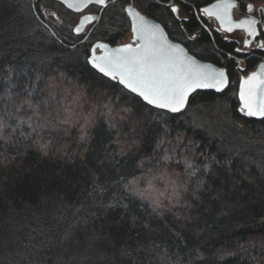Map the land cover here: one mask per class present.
Segmentation results:
<instances>
[{
	"label": "trees",
	"instance_id": "trees-1",
	"mask_svg": "<svg viewBox=\"0 0 264 264\" xmlns=\"http://www.w3.org/2000/svg\"><path fill=\"white\" fill-rule=\"evenodd\" d=\"M126 1L103 10L111 43ZM133 1L227 87L159 108L89 63L60 2L34 0L63 19L53 33L31 0H0V264H264V117L240 109L243 54L188 5L177 19Z\"/></svg>",
	"mask_w": 264,
	"mask_h": 264
},
{
	"label": "snow or ice",
	"instance_id": "snow-or-ice-1",
	"mask_svg": "<svg viewBox=\"0 0 264 264\" xmlns=\"http://www.w3.org/2000/svg\"><path fill=\"white\" fill-rule=\"evenodd\" d=\"M92 2L101 6L106 4V0H85L77 11ZM68 7L74 5L69 4ZM232 7L231 3L214 4L211 8H204L203 12L210 18L217 16L223 24ZM219 9L224 10L222 14L217 11ZM252 10L253 6L248 5V11ZM127 11L133 18L134 40L139 43L135 47L133 43H126L115 49H109L105 44L99 45L105 50L104 55H93L91 63L100 72L113 79L118 77L120 83L138 93L149 104L172 112L180 111L189 94L196 89L215 88L222 91L227 87L228 75L223 69H210L198 64L186 56L178 45L169 44L157 25L149 24L131 8ZM172 11L177 9L173 8ZM92 19L94 17L83 16L75 31L81 32L83 25ZM228 23L232 21L229 19ZM256 23L255 19H245L235 23V27L247 26L249 35L255 36ZM232 30L231 26L227 28L229 32ZM244 42L250 43L248 40ZM240 99L243 102L241 111H246L249 116L264 117V73L253 72L241 82ZM41 149L46 150L47 145H41Z\"/></svg>",
	"mask_w": 264,
	"mask_h": 264
},
{
	"label": "flooded vegetation",
	"instance_id": "flooded-vegetation-1",
	"mask_svg": "<svg viewBox=\"0 0 264 264\" xmlns=\"http://www.w3.org/2000/svg\"><path fill=\"white\" fill-rule=\"evenodd\" d=\"M54 1H57V0H54ZM113 0H109V2H111ZM158 3L162 4V5H165L168 7V9L170 10V12L172 13V15L177 18V19H184L188 16V12L187 10H185V5H188L190 8L193 9L194 13L196 15H202L203 18L209 22L211 24V26L217 30H219L220 32H222V34L226 31L224 30H221L217 24V21L214 17H209L207 14H205L203 12V10L201 9V7L205 4H208L214 0H205L201 3L198 4V6H195L193 3L189 2L188 0H156ZM236 1V4L235 6L233 7V17L234 18H237L239 16H242V15H249V14H253L255 16H258V22H257V27H258V32L257 34L251 39L250 38V35H245V33L243 32V30H240V29H234L232 30L231 32H234V31H241L243 33V37H242V44L244 46H247L249 47L248 50L244 51V50H238L237 46H236V49L235 51L243 54L242 56H239V57H236V61H237V67L239 68L240 72H239V78H238V85H237V98H238V101H239V105H240V109L242 108V105H243V102L240 100L239 98V95H238V90H239V83H240V78L242 76H245L250 70L254 69L257 64L259 62H263V70L261 73H264V0H235ZM59 2V1H57ZM107 3V4H108ZM62 4V3H61ZM106 4V5H107ZM128 4H132L134 6L135 3L133 0H128L124 3V10H125V7L128 5ZM63 5V4H62ZM103 6L101 7V5H97L96 3L92 2V3H89L88 6L86 8H84L82 11H73L71 9H68L70 11L73 12V17H72V22H73V19H75L76 17V20L74 22V24L71 26L72 27V31L75 35H78L79 37V40L77 42H85L89 37H92L93 39L89 42L88 44V56L90 54V51H91V47L93 45V43L95 41H105V42H108L109 44L113 45V44H117V43H120V42H123L121 41L120 39L115 42V43H111L109 42L106 38H104L102 35H101V32H100V29L99 27L102 25L101 23V20H102V13H103V10L104 8L106 7ZM248 5H252L253 6V10L251 12L248 11ZM64 6V5H63ZM173 6L177 9L176 13L174 11H172L173 9ZM45 7H48V5H45ZM65 7V6H64ZM137 7V6H136ZM35 8V7H34ZM66 8V7H65ZM138 8V7H137ZM139 9V8H138ZM140 10V9H139ZM181 10L183 12V16L179 17L178 16V11ZM141 11V10H140ZM142 12V11H141ZM35 13L37 14L38 18L40 19V21L46 26L48 27V29L54 33V29L53 27L49 26L47 23H45V21L41 18V16L39 15V13L35 10ZM125 13H126V10H125ZM144 13V12H143ZM90 15L91 17H94V19L86 22L84 25H83V30L81 32H76L75 29L77 28V26L79 25V22H80V18L81 16L83 15ZM127 15V13H126ZM147 15V14H146ZM128 16V15H127ZM129 19V18H128ZM157 20V19H156ZM56 21H57V25L59 23H62V18L61 17H57L56 18ZM159 21V20H158ZM160 23H162L161 21H159ZM213 22L218 26V28L214 27L213 25ZM163 25V24H162ZM200 25L201 26H205V24L203 22H200ZM130 27V26H129ZM53 29V31L51 30ZM130 29V28H129ZM126 32H130V30L126 31ZM230 32V33H231ZM224 35V34H223ZM225 37V36H224ZM228 38V37H226ZM84 39V40H83ZM229 40H233L236 42V45H237V40L234 39V38H228ZM250 39V43L248 44H245V40H248ZM132 40V34L130 32V39L128 41H131ZM127 42V41H126ZM251 44H254L252 46H250ZM96 51H98V48L95 49ZM258 51V52H257ZM249 56H254L256 57V61L254 63V65L252 67H249L247 68L246 66V59L249 57ZM239 61H242L244 66L243 68H240L238 66V62ZM244 114L247 115L246 111H242ZM255 118H263V117H257V116H253Z\"/></svg>",
	"mask_w": 264,
	"mask_h": 264
},
{
	"label": "water",
	"instance_id": "water-1",
	"mask_svg": "<svg viewBox=\"0 0 264 264\" xmlns=\"http://www.w3.org/2000/svg\"><path fill=\"white\" fill-rule=\"evenodd\" d=\"M31 1H32L33 8H34V0H31ZM57 1H59L60 3H62L66 8L71 9V10H73V11H77V7H78L81 3L85 2V0H57ZM108 1H109V0H106V4L108 3ZM225 3H231V4L233 5V7H234L235 4H236V1H235V0H214V1L210 2V3H208V4L203 5V6L201 7V9L203 10L204 8H211L212 5H214V4H225ZM69 4L74 5V7H68ZM88 4H89V3H88ZM106 4H105V5H106ZM105 5H103V6H105ZM103 6H101V7H103ZM233 7H232L231 9L228 10V16L225 17V23H223V24L221 23L220 19L217 18V16H213V17L216 19L219 28H220L221 30H224V31H226V32H229V31H227V28L231 26L233 30H234V29H240V30H243V32L245 33V35H249V33H248V31H247V26H245L244 28H237V27H235V23H238L239 21H241V20H245V19H255V20L258 22V16H255V15H253V14H249V15H242V16H239V17H237V18H234V17H233V12H232ZM129 8H131V9H133L135 12L139 13L140 16L144 17L145 20H147V21L149 22V24L157 25V26L160 28V30L163 32V35H164L165 39L167 40V42H168L169 44H172V45H178L181 49H183L184 54H185L186 56L190 57L192 60L196 61L198 64L206 66L207 68H210V69H223V70L226 72V74L228 75V73H227V69L225 68V66L218 65V64H215L214 62H212V61H210V60H206V59H202V58L197 57L196 55H194L193 53H191V52L188 50V48H187L182 42L172 39V38L169 36L168 32L166 31L165 27L162 25V23H160V22H159L158 20H156L155 18H153V17H151V16H148V15H146L145 13L141 12L136 6H134V5H132V4H128V5L125 7V10H126V13H127V15H128L129 22H130V25H129V26H130V27H129L130 29H129V30H130V32H131V34H132V40H131V41H127V42H120V43L113 44V45H111V44H109L108 42H105V41H95V42L93 43L92 47H91L90 54H89V56L87 57L89 63H90L92 66H94V65L91 63V58H92L93 55H95L96 57H99V56L104 55L105 50H104L103 48H100V47H99V45H101V44H105V45H107L109 49H115V48L120 47V46H122L123 44H126V43H133V46H134V47L136 46V44L139 43V41L134 40V33H133V31H132L133 18H132L131 15H129V13H128V11H127V9H129ZM173 8H175V7L173 6ZM83 9H84V8H81L80 11H82ZM34 10H35V8H34ZM217 11H218L219 13L222 14L224 10H223V9H219V10H217ZM78 12H79V11H78ZM175 13H176V11H175ZM205 14H206V13H205ZM85 15H86V14H85ZM85 15H83V16H85ZM83 16H81L80 21L82 20ZM87 16H90V15L87 14ZM229 19L232 21L231 24L228 23V20H229ZM78 26H80V22H79V25H78ZM254 27H255V30H256V34H257V32H258L257 23H256V25H254ZM253 37H254V36L250 35V38H251V39H252ZM248 41H250V39H248ZM247 44H248V43H247ZM96 48H98V51L95 50ZM262 65H263V62H259V63L257 64V66H256L254 69L250 70L245 76H242V77L240 78L239 90H238L239 98H240L241 82H242L247 76L251 75L253 72L261 73L262 70H263ZM96 69H97V68H96ZM97 70H99V69H97ZM103 74H105V73H103ZM105 75H106V74H105ZM107 76H108V75H107ZM108 77H110V76H108ZM110 78L113 79L112 77H110ZM115 80H118V81H119V78L117 77ZM228 80H229V78H228ZM119 82H120V81H119ZM123 85H124V84H123ZM124 86H125V85H124ZM125 87H126V86H125ZM128 89H129V88H128ZM199 89H214L215 91H217L215 88H199ZM130 90H131V89H130ZM196 90H197V89H196ZM137 94H138V93H137ZM138 95H139V94H138ZM190 95H191V93L189 94V96H190ZM189 96H188V98H189ZM141 98L143 99V97H141ZM143 100H144V99H143ZM240 100H241V99H240ZM144 101H145V100H144ZM187 101H188V99H187ZM187 101H186V103H187ZM146 102H147V101H146ZM186 103H185V105H186ZM168 110H169V109H168ZM257 117H260V116H257Z\"/></svg>",
	"mask_w": 264,
	"mask_h": 264
},
{
	"label": "rangeland",
	"instance_id": "rangeland-1",
	"mask_svg": "<svg viewBox=\"0 0 264 264\" xmlns=\"http://www.w3.org/2000/svg\"><path fill=\"white\" fill-rule=\"evenodd\" d=\"M41 9H42L41 10V14H42L41 18L45 21V23H47L49 26L53 25L55 27H58V25L61 24V23H59L57 25L56 18L57 17H61V16L58 14V12L53 7H50L49 5H48V7H45V5H43ZM183 15H184L183 12L181 10H179L178 11V16L181 17ZM75 20H76V17H75V19H73V22L71 23V26L74 24ZM62 22H63V19H62ZM213 25H214V27L218 28V26L214 22H213ZM51 30L53 31V29H51ZM223 34H224L225 37H228V38L232 37V38L236 39L237 40V48L239 50H244V51L248 50L249 47L244 46L242 44L243 33L241 31H237L236 30V31L231 32V33L230 32H224ZM129 39H130V32H126L120 40L123 41V42H126ZM78 40H79V37H78ZM77 41H76V43H78ZM252 45H254V44H251L250 46H252ZM238 66L240 68H243V66H244L243 62L239 61L238 62Z\"/></svg>",
	"mask_w": 264,
	"mask_h": 264
}]
</instances>
